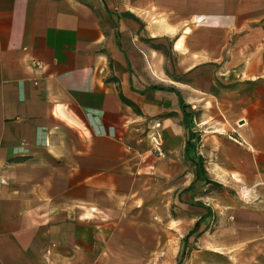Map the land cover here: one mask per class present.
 <instances>
[{"label": "crops", "instance_id": "crops-1", "mask_svg": "<svg viewBox=\"0 0 264 264\" xmlns=\"http://www.w3.org/2000/svg\"><path fill=\"white\" fill-rule=\"evenodd\" d=\"M173 241L264 264V0H0V264Z\"/></svg>", "mask_w": 264, "mask_h": 264}, {"label": "rangeland", "instance_id": "rangeland-1", "mask_svg": "<svg viewBox=\"0 0 264 264\" xmlns=\"http://www.w3.org/2000/svg\"><path fill=\"white\" fill-rule=\"evenodd\" d=\"M170 225L173 226L172 224H170ZM175 250H176L175 249V243L173 241V247H170V249H169V251L167 253V255H168V258H166L167 260L164 261V262H158L157 261V262H155L153 264H175V263H173L174 258H175Z\"/></svg>", "mask_w": 264, "mask_h": 264}, {"label": "built area", "instance_id": "built-area-1", "mask_svg": "<svg viewBox=\"0 0 264 264\" xmlns=\"http://www.w3.org/2000/svg\"><path fill=\"white\" fill-rule=\"evenodd\" d=\"M154 150L157 153V155L159 157H163L164 156V152L161 149V144L156 140H154Z\"/></svg>", "mask_w": 264, "mask_h": 264}]
</instances>
